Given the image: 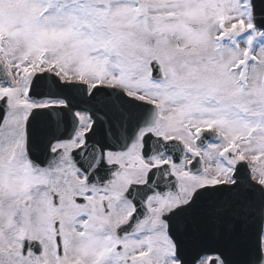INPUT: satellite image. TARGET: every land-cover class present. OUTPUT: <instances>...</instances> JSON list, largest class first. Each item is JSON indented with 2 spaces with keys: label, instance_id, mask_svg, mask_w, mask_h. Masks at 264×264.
<instances>
[{
  "label": "snow or ice",
  "instance_id": "6c2138e0",
  "mask_svg": "<svg viewBox=\"0 0 264 264\" xmlns=\"http://www.w3.org/2000/svg\"><path fill=\"white\" fill-rule=\"evenodd\" d=\"M0 264H264V0H0Z\"/></svg>",
  "mask_w": 264,
  "mask_h": 264
}]
</instances>
